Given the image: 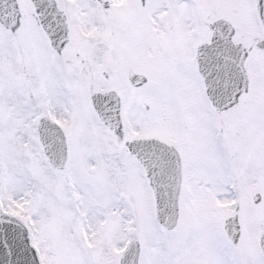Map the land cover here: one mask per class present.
I'll use <instances>...</instances> for the list:
<instances>
[{
  "label": "snow or ice",
  "instance_id": "6c2138e0",
  "mask_svg": "<svg viewBox=\"0 0 264 264\" xmlns=\"http://www.w3.org/2000/svg\"><path fill=\"white\" fill-rule=\"evenodd\" d=\"M0 264H264V0H0Z\"/></svg>",
  "mask_w": 264,
  "mask_h": 264
}]
</instances>
